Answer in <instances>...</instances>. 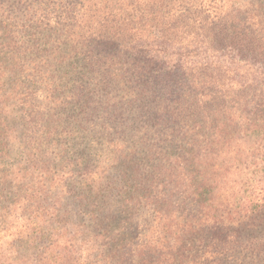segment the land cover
<instances>
[{
	"label": "trees",
	"instance_id": "16d2710c",
	"mask_svg": "<svg viewBox=\"0 0 264 264\" xmlns=\"http://www.w3.org/2000/svg\"><path fill=\"white\" fill-rule=\"evenodd\" d=\"M0 264H264V0H0Z\"/></svg>",
	"mask_w": 264,
	"mask_h": 264
}]
</instances>
